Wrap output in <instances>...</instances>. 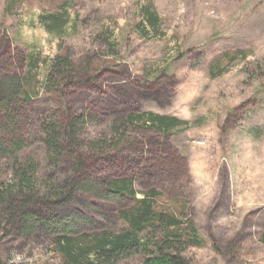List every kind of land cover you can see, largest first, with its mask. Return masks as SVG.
<instances>
[{
  "label": "rangeland",
  "instance_id": "1",
  "mask_svg": "<svg viewBox=\"0 0 264 264\" xmlns=\"http://www.w3.org/2000/svg\"><path fill=\"white\" fill-rule=\"evenodd\" d=\"M145 7L158 17L156 29L145 27ZM63 8L67 24L49 34L40 15ZM58 54L70 55L75 74L48 92L47 66ZM28 71L37 86L20 120L23 156L46 169L38 128L54 113L91 115L83 146L130 114L183 121L167 135L130 128L110 150L116 163L82 151L74 173L68 154L57 177L106 183L120 166L137 191L161 192L159 206L176 201L193 211L202 245L186 248L189 264H264V0H0V78ZM8 179L2 170L0 181ZM78 199L101 228L125 227L112 215L129 200ZM79 203L71 207L81 211ZM12 225L14 232L0 234L5 264H65L46 236H22ZM141 261L134 255L116 264Z\"/></svg>",
  "mask_w": 264,
  "mask_h": 264
},
{
  "label": "trees",
  "instance_id": "2",
  "mask_svg": "<svg viewBox=\"0 0 264 264\" xmlns=\"http://www.w3.org/2000/svg\"><path fill=\"white\" fill-rule=\"evenodd\" d=\"M44 16L40 15L39 21L49 34L68 22L65 8ZM142 17L146 28L158 27V17L147 7ZM37 61L29 59L30 68L34 69ZM219 66L216 63L213 69L218 70ZM47 68L44 88L48 92H59L61 84L75 74L70 55H55ZM36 84L32 71L0 78V173L5 170L9 174L7 181H0V234L14 232L12 224H16V231L22 236L38 231L48 238L65 264H116L134 255L142 257L141 264H189L182 256L186 248L202 245L192 210L178 209L176 201L173 205L159 206L161 192L155 188L137 191L133 178L121 172L120 166L106 183L100 178L60 179L56 174L68 154L75 160L74 173H78L84 165L77 161L82 151L86 157L103 156L114 163L117 158L110 150L128 140L130 128H151L167 135L185 122L149 113L130 114L115 121L110 134L93 138L83 146L79 138L91 122V115L68 114L61 118L59 114H50L42 118L38 128L46 164V169H41L38 160L26 153L23 156L26 135L20 126L23 110L30 98L35 97ZM78 195L119 203L129 200L128 206L121 205L112 215L116 223L122 222L125 227L101 228L94 220L100 218L96 213L92 211V217L84 215L88 208H82L83 198L79 201ZM76 202H80L82 212L71 207ZM259 242L264 244V231ZM0 264H5L1 258Z\"/></svg>",
  "mask_w": 264,
  "mask_h": 264
},
{
  "label": "flooded vegetation",
  "instance_id": "3",
  "mask_svg": "<svg viewBox=\"0 0 264 264\" xmlns=\"http://www.w3.org/2000/svg\"><path fill=\"white\" fill-rule=\"evenodd\" d=\"M186 124L184 123L183 126H185Z\"/></svg>",
  "mask_w": 264,
  "mask_h": 264
}]
</instances>
